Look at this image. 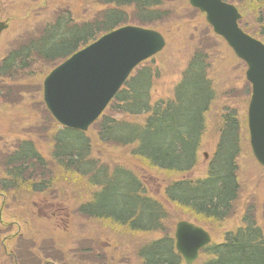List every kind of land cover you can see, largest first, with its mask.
<instances>
[{
	"label": "trees",
	"instance_id": "1",
	"mask_svg": "<svg viewBox=\"0 0 264 264\" xmlns=\"http://www.w3.org/2000/svg\"><path fill=\"white\" fill-rule=\"evenodd\" d=\"M223 1L237 7L242 15L241 28L264 43V0ZM170 2L93 0L94 6L103 9L92 20L77 19L71 9L61 10L0 60V120H8L0 130V194H45L67 175L86 180L92 188L90 199L77 208L84 221L106 222L141 234H161L156 241L139 247L137 258L141 264H184L176 253L170 223L188 220L212 234L235 216L241 194L239 159L244 151L238 112L227 107L219 115V141L207 177L172 181L166 186L164 193L173 213L148 196L139 174L121 165L102 163L93 152L101 146L124 151L144 169L164 173L166 178L194 170L208 128L207 117L217 99L209 55L197 50L180 72L181 81L173 99L155 104L152 91L161 72L154 68V60L143 63L90 128L92 135L90 130L82 133L65 129L50 116L33 68L41 62L56 67L101 36L127 25L155 30L169 20ZM246 6L256 15L249 22L243 16ZM17 103L31 106L29 112L38 109L40 117L29 112L24 117L17 114ZM139 119L142 121L137 122ZM28 120L33 125L25 126ZM16 201L14 198L12 202ZM255 204L246 206L242 227L227 232L222 243L208 246L196 264H264V203ZM9 210L5 203L0 207V258L10 264H23V252L17 250L15 257L10 254L11 245L22 241L23 228L18 230L17 224L5 222L3 212ZM9 226L11 230L17 227L15 234L4 230ZM4 231L6 237H2ZM31 242V264H50L49 258L38 254L35 239ZM48 243L52 242L44 241ZM51 249L54 251V246Z\"/></svg>",
	"mask_w": 264,
	"mask_h": 264
},
{
	"label": "rangeland",
	"instance_id": "2",
	"mask_svg": "<svg viewBox=\"0 0 264 264\" xmlns=\"http://www.w3.org/2000/svg\"><path fill=\"white\" fill-rule=\"evenodd\" d=\"M70 9L77 19L92 20L103 8L94 6L93 0H0V22L9 25L8 31L2 35L0 40V60L24 37L38 33L46 22L54 19L56 13ZM243 9H245L243 15L245 21L255 19L256 15H253L250 6ZM167 10L170 13L169 20L155 28L165 37L166 47L153 61L154 68L161 72L153 89L154 98L168 96L169 91L180 79L179 72L187 66L190 57L197 50L209 55V62L212 63L210 77L213 79L217 95L213 110L207 117L208 128L202 143L201 156L203 158H201L200 168L186 178L200 179L206 176L207 161L211 160L219 140V115H223L224 109L232 107L238 112L241 120V136L244 141V151L239 159L241 194L235 216L225 221L211 234L214 243H221L227 232H232L241 225L243 211L248 204L264 203V168L254 160L248 142L246 117L251 90L245 77L246 67L234 56L226 43L214 35L205 17L192 9L188 0H171ZM162 29H165V32ZM59 65L54 67L49 63L41 62L40 66L33 68V72L37 74L36 80L42 85L43 81ZM42 74L48 75L43 78ZM17 106L16 113L23 117L29 113L38 114L40 117L38 109L29 112L31 106L28 108L20 106L19 103ZM7 121V119L0 120V129L7 126ZM141 121L142 119H139L137 122ZM26 125L33 124L28 120ZM93 133L91 129L89 134ZM100 149L93 152L94 158L98 157L102 163L111 167L121 165L139 174L150 195L162 202L165 201L162 194L164 179L168 183L173 179L181 178V176L166 178L155 172L148 173L142 169L144 166L140 162L133 160L124 151L118 152L114 148L109 149L103 146ZM103 150H106L104 154ZM205 154L208 155L207 160L203 156ZM47 177L55 178L56 175H47ZM91 192L92 188L86 180L71 178L67 175L61 176L60 182H56L54 187L45 194H32L31 196L26 193V196L18 192L17 197L0 194V207L5 203L11 208L9 212H3L5 222L17 224L18 230L23 228L22 242L11 245V250H16L15 253L17 250L20 253L23 250L21 254L23 264H31L28 254L32 249V239H35L37 243L38 254L43 258H49L50 264H141L137 258L139 247L151 240L161 238V234L142 235L113 227L106 222L84 221L78 214L77 208L90 199ZM14 198L17 201L13 203ZM165 205L170 207L168 203ZM171 207L170 212L173 213V206ZM186 218L191 219L188 215ZM259 222L261 223V220ZM4 230H10L8 234H15L17 227L11 230L9 226ZM6 236L4 231L2 237ZM44 241L52 243L44 244ZM73 241L75 242L72 243ZM52 246H54V251L51 249ZM0 264H10V261L1 257Z\"/></svg>",
	"mask_w": 264,
	"mask_h": 264
},
{
	"label": "water",
	"instance_id": "3",
	"mask_svg": "<svg viewBox=\"0 0 264 264\" xmlns=\"http://www.w3.org/2000/svg\"><path fill=\"white\" fill-rule=\"evenodd\" d=\"M205 14L213 32L247 66L246 80L252 86L248 106L250 147L264 167V44L239 27L238 10L222 0H189ZM7 26L0 23V35ZM165 48L163 36L153 30L128 26L105 35L58 66L45 79L43 100L62 127L87 132L99 119L131 73ZM175 247L185 264H194L211 243L200 227L181 222L175 230Z\"/></svg>",
	"mask_w": 264,
	"mask_h": 264
},
{
	"label": "flooded vegetation",
	"instance_id": "4",
	"mask_svg": "<svg viewBox=\"0 0 264 264\" xmlns=\"http://www.w3.org/2000/svg\"><path fill=\"white\" fill-rule=\"evenodd\" d=\"M231 104V103H230ZM232 105V104H231ZM227 109V108H226Z\"/></svg>",
	"mask_w": 264,
	"mask_h": 264
}]
</instances>
